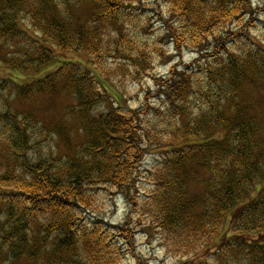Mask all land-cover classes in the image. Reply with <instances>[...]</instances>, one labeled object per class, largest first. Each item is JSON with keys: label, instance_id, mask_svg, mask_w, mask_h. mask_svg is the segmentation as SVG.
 <instances>
[{"label": "trees", "instance_id": "16d2710c", "mask_svg": "<svg viewBox=\"0 0 264 264\" xmlns=\"http://www.w3.org/2000/svg\"><path fill=\"white\" fill-rule=\"evenodd\" d=\"M164 1L169 59L183 48L218 59L201 69L203 82L174 65L151 122L133 109L115 115L121 101L103 85L125 72L110 60L139 69L137 80L149 70V47L131 31L146 32L133 21L143 0H0V67L11 76L0 94L1 263L124 264L133 230L106 225L104 193L131 202L171 256L264 264V107L244 100L264 86L254 3ZM232 43L244 47L227 53ZM57 93L70 104L56 127L14 108ZM158 147L151 192L139 199L138 166Z\"/></svg>", "mask_w": 264, "mask_h": 264}, {"label": "rangeland", "instance_id": "374dc122", "mask_svg": "<svg viewBox=\"0 0 264 264\" xmlns=\"http://www.w3.org/2000/svg\"><path fill=\"white\" fill-rule=\"evenodd\" d=\"M254 3L255 13L257 12L256 25L259 28L253 29L250 33L252 39H262L264 41V0H252ZM138 11L133 12L134 23L141 26L146 32L140 29V32L131 28V31L137 35V40L140 45L148 46V51L150 56L147 57V63L145 64L149 70H146L144 76L140 80H137V76H133L134 73L139 72V69H135L130 65H126L119 60H110L107 65L112 68H122L124 67L125 72L120 73L118 78H111V80L103 83L105 94L109 97L120 100V105L114 107L113 111L115 115L120 113L121 115L129 114L128 111L137 110L140 115L147 112L146 120L153 122L152 112L156 109L163 108L161 98L158 96V89L160 87V81L166 80L171 77V71L174 65L181 66V68H190L195 72V78L203 82V76L200 73L201 69L207 65V63H215L217 57H207L215 55L214 50L210 51L208 55L206 54V59L200 56L198 50L183 48L181 53L174 54L172 58L169 57L173 54V48L165 36L164 21L163 19L167 16V6L164 0H143V2L138 3ZM248 39V38H247ZM244 40L247 43L248 40ZM240 43V42H239ZM239 43H232L231 48L227 53L239 52L244 45ZM160 47L163 50V55L155 51L156 47ZM209 48H214L213 46ZM1 53V52H0ZM3 53H1L2 55ZM69 60L76 61L79 60L74 55L69 57ZM209 61V62H208ZM175 66V67H176ZM147 69V68H146ZM10 72L5 71L3 67H0V88L2 87L1 82L5 79H10ZM6 91V90H5ZM247 95H244V100L250 99L255 107H264V86L248 91ZM0 94L8 95L4 92V88L0 90ZM9 96V95H8ZM8 98V97H7ZM0 96V111L7 106L8 99ZM123 98V99H122ZM67 104V105H66ZM68 104L67 99L62 97L59 93L54 96H49L46 98H38L37 102L32 104H27L23 106H14L23 112H32L33 116L38 118V120L43 121L45 125L56 127L57 123L61 121L63 115L66 114L64 111ZM12 106V105H11ZM123 109H119L121 107ZM52 109V110H51ZM104 111V107L99 109ZM49 113V114H48ZM258 113V112H257ZM65 120L67 118L65 117ZM68 134V132H66ZM63 135V145L66 147V142H64ZM264 135V129H263ZM74 143V142H73ZM62 145V146H63ZM66 149H68L66 147ZM162 149L150 148L149 152L145 154L142 162L138 166V193L135 195L139 199H143L146 195L151 192V174L150 171L158 164L161 158ZM198 189V186L196 187ZM195 192V189H193ZM136 193V192H135ZM102 203L104 205L105 211H101L100 215L105 221L106 225L117 227L123 225L125 222L129 221V228L133 230V242L129 243L130 248L125 249L128 255L124 261V264H186L185 262H191L190 264H202L204 262L211 261V256L214 251L203 254L200 257L194 259L193 257H180L176 258L173 255L167 254L165 249L162 247L161 243L156 238L154 232H147L139 224V218L135 214V206L130 202L128 203L122 196L114 195L113 199L108 200L105 194L102 195ZM133 213V214H132ZM132 220H127L130 217ZM128 235V234H127ZM131 237V234H129ZM122 244H120L121 246ZM193 258V259H192ZM0 264H31L29 259H22L18 261L6 262Z\"/></svg>", "mask_w": 264, "mask_h": 264}]
</instances>
